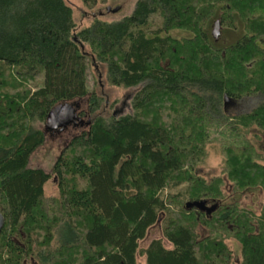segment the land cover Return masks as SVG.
<instances>
[{
	"label": "trees",
	"instance_id": "obj_1",
	"mask_svg": "<svg viewBox=\"0 0 264 264\" xmlns=\"http://www.w3.org/2000/svg\"><path fill=\"white\" fill-rule=\"evenodd\" d=\"M215 22L242 33L217 47L207 31ZM178 29L191 36L170 35ZM87 55L109 84L136 89L131 112H97ZM250 94L261 98L251 111L226 114L223 101ZM85 96L86 129L50 172L29 167L45 141L34 122L47 125L55 105ZM222 119L237 137L219 141L222 172L232 190L259 187L264 197V157L237 143L244 127L264 128V0H137L123 19L83 28L64 0H0V264H231L214 231L239 243L238 264H264V203L256 213L226 202L223 177L196 172ZM52 175L58 195L44 199ZM153 226L160 237L140 246Z\"/></svg>",
	"mask_w": 264,
	"mask_h": 264
},
{
	"label": "rangeland",
	"instance_id": "obj_2",
	"mask_svg": "<svg viewBox=\"0 0 264 264\" xmlns=\"http://www.w3.org/2000/svg\"><path fill=\"white\" fill-rule=\"evenodd\" d=\"M64 1L72 8V17L78 27L83 28L88 26L94 17H97L98 19L105 22H116L123 19L132 13L137 0H104L99 1L96 5L90 6L85 5L82 0ZM116 8L118 9L113 11ZM149 22L151 23V27L154 28L160 23V18L158 15H153L149 19ZM207 31L209 35L212 34L213 30L211 24L208 26ZM219 31V36L217 38V41L219 40V42L216 44V46L222 47L233 43L236 38L240 36L242 33V26L238 23L237 28L234 27V29H229L220 25ZM170 35L174 37L191 36L190 33L180 29L171 31ZM86 50L88 51L89 49L86 48ZM87 56L88 93L95 91L96 94L101 97V105L97 112L104 116H110V114L113 112H115V116L131 112L130 99L136 89L134 87L124 88L109 84L106 80L103 65L97 62L94 66L93 60L90 59L89 55ZM40 81L41 80L39 79L32 81L29 83V85L34 89L35 86L40 83ZM260 99V95L250 94L237 100L229 99L227 101H223L222 105L225 108L226 114L232 118V116L251 111L260 102ZM69 103H71L75 108L71 116V120L59 125L56 129H52L49 126L44 125L42 121L36 120L34 122L35 127L44 130L45 141L31 153L28 161L29 167H38L42 168L46 172H50L56 157L70 137L86 129L87 126L85 124V120L87 119V114L78 116L77 111L88 113L87 96L71 100ZM227 126L228 125L224 123V119H222V121L216 123L214 127H211L208 133L207 143L205 145L207 156L204 161L196 167V172L206 179H210L216 175H221L223 177L222 192L224 199L227 200L225 201L232 202L233 200H238L237 202L240 208L243 207L244 209H252L256 213H259L260 208L264 203V197L261 188H247L244 191L232 190L231 182L222 172L223 156L220 151L219 141L227 140L234 142V138H237L231 134ZM242 131L243 135L239 137L237 143H252L264 157V128L252 124V126H250L248 129L244 127ZM258 161L264 162L262 158H259ZM77 183L80 188L86 185V181L79 177ZM43 190L44 199L56 197L58 195V182L54 175H52L51 178L45 182ZM178 190L179 188L172 189L171 192H177ZM206 205L212 207L216 204L214 201H209ZM198 231L202 237L209 233L208 229H204L202 227H199ZM211 234L215 237L225 238L226 245L232 250L231 264H238V261L240 260L239 243L227 233L214 231ZM160 235L161 232L159 227L153 226L149 229L146 238L140 243V246L145 247L150 239L154 237H160ZM39 238H41V235ZM143 260L144 257L142 256L137 258L138 264H142ZM28 264L35 263L29 260Z\"/></svg>",
	"mask_w": 264,
	"mask_h": 264
},
{
	"label": "water",
	"instance_id": "obj_3",
	"mask_svg": "<svg viewBox=\"0 0 264 264\" xmlns=\"http://www.w3.org/2000/svg\"><path fill=\"white\" fill-rule=\"evenodd\" d=\"M118 8L114 9L116 11ZM212 36L215 41L219 36V25L218 22H215V26L213 27ZM74 106L69 102H62L55 105L48 114L47 117V126L52 129H56L59 125L66 123L71 120V116L74 112ZM115 112H113V115ZM200 204V202L198 203ZM4 224V217L0 212V231Z\"/></svg>",
	"mask_w": 264,
	"mask_h": 264
},
{
	"label": "flooded vegetation",
	"instance_id": "obj_4",
	"mask_svg": "<svg viewBox=\"0 0 264 264\" xmlns=\"http://www.w3.org/2000/svg\"><path fill=\"white\" fill-rule=\"evenodd\" d=\"M216 42H219V40L218 41H216ZM78 113H77V115L79 116L80 115V113L82 112V111H77ZM81 116V115H80ZM79 123V122H78ZM73 124H75V123H73ZM82 124V123H81ZM233 201H238V200H233Z\"/></svg>",
	"mask_w": 264,
	"mask_h": 264
}]
</instances>
